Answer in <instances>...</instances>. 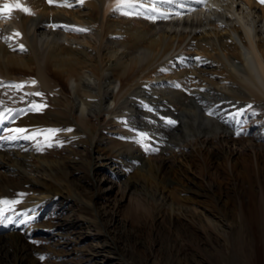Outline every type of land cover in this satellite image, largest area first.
<instances>
[{
  "label": "bare ground",
  "instance_id": "bare-ground-1",
  "mask_svg": "<svg viewBox=\"0 0 264 264\" xmlns=\"http://www.w3.org/2000/svg\"><path fill=\"white\" fill-rule=\"evenodd\" d=\"M134 2L143 5L132 10L139 15L114 11L117 0H0V8L20 3L32 11L29 15L14 9L10 18L0 12V112L12 110L5 112L9 119L0 123V131L10 138L15 134L10 130L20 127L53 129L57 132L49 140L55 143L81 140L101 148L106 139L118 144L104 135L107 126H113L124 142L108 158L121 169L134 170L151 187V194L145 192L143 197L155 202V210L148 215L142 198V204L134 206L143 208L136 219L151 216L143 227L157 222L176 225L185 217L193 220L186 211L189 205L184 204L198 203L199 195L212 200L217 215L228 216L235 207L228 195L236 188V171L246 178L250 199L255 196L254 183L264 195V152L256 150L254 140L236 137L242 108L251 105L247 115L254 118L245 123L253 129L264 118V3L204 0V6L197 7L192 4L196 0ZM152 15L157 18H147ZM11 84L25 86L15 89L8 87ZM37 92L42 96L29 95ZM46 100L53 104L46 107ZM33 101L44 105L41 111L28 110ZM163 140L168 147L161 145ZM244 143L249 150L236 152L235 146ZM3 146L0 168L13 159ZM211 160L221 175L211 173L212 177L223 178L226 184L220 190L202 185L218 183L214 178L210 185L204 177L198 182L190 175L193 166L207 171ZM217 162L227 170L219 172ZM76 166L77 161L68 160L21 161L19 170L0 178V200L19 201L0 204V264H67L72 255L79 263L100 262L103 257L98 252H81L85 236L74 225L52 221L43 229L38 227L51 202L73 194L82 198L88 213L76 217L75 225L105 236V242L112 244L107 252L121 264H136L118 248L109 226L116 222L120 201H110L108 195L115 188L112 178L119 176L107 175L89 163L81 170L92 189L83 194L71 179L80 173ZM130 189L127 180L118 186L121 193ZM164 198L180 208L170 213L161 210L167 202ZM134 224L140 222L133 220ZM42 233L50 238L48 243L34 244ZM124 233L128 236L126 228ZM259 253L262 256L255 263L264 264V253Z\"/></svg>",
  "mask_w": 264,
  "mask_h": 264
},
{
  "label": "rangeland",
  "instance_id": "rangeland-1",
  "mask_svg": "<svg viewBox=\"0 0 264 264\" xmlns=\"http://www.w3.org/2000/svg\"><path fill=\"white\" fill-rule=\"evenodd\" d=\"M43 104L48 107L53 103L51 100H46ZM242 109L243 113L240 115V125L238 126L239 133L236 134V137L239 136L241 140H254L256 150L262 154L264 152V118H262V122H259L258 126L253 129V127L248 125V123L252 122L254 118L253 115H247L248 107ZM258 115L261 116L260 112H258ZM247 119L248 123L246 124L245 122ZM14 123H16V120ZM32 128L34 127L28 130L26 129L27 131L21 134L18 139L4 138V130L0 131V145H4L3 147L7 148L8 152L10 151L13 154V159L9 157V159H7L9 163H6V165L8 166L0 168V178L4 175L12 174L16 169L19 170L18 165L21 161L31 164L44 162L47 164V162L50 163L54 160L77 161L76 167L80 169V173L73 175L71 179L74 185L76 187L78 186V189L85 194L89 192L92 187L91 183L82 176L83 171L81 167L88 166L90 163L96 165L97 169L104 170V173L107 175H110L112 172L115 176H119V178H112L115 180V188L112 189L108 195L110 201H120L119 209L115 213L116 222L109 224L108 221H106V223L109 224L111 234L118 242V248L133 262L135 260L136 264H256L255 261L260 254L259 252L264 253V195L259 185L254 183L256 192L254 198L250 199L247 195V185L244 181L246 178L238 174L239 171H236V178H234L236 179V188L228 195L229 199L234 200L232 204L235 206L233 208L230 206L234 211L229 212L228 216H223V218L217 215L213 210L214 205L212 200L206 195H199L197 196L199 200L198 203L184 204L186 206L189 205L190 210L186 211H188V215L194 217L193 220L181 216L184 220L180 224L175 225L167 222H157L158 225H153L154 227L150 225L143 227L141 224H148L146 221L147 219H151V216L140 217L144 220L136 219V215H143L141 214L143 208L136 209L134 206L137 205V203L142 204L140 199L142 198L146 205L145 208L149 211V213H147L148 215L151 214L150 212L152 210H155V202L149 200V196L146 197V195H144L143 197L145 192L151 194V187H149L148 183H146L143 178L137 175L135 176L134 170V172L129 171L126 166L121 169L117 164L113 163V159L108 158L110 155L115 156L112 152L113 149L118 148L117 145L120 147L124 142L116 137L119 133L115 134L116 130L113 126H107L104 135L106 137L112 136L114 140L116 139L118 144L111 141L109 138V141L107 139L104 140V144L101 145V148L98 143L92 145L90 142L88 143V141L81 143V140L76 141L77 143H62V141L56 140L57 143H55L54 139L45 140V138L40 136L36 137V139L23 138L24 136H30L32 133L37 132L35 128L33 130ZM85 138L87 139V136H85ZM112 142L115 144L111 145ZM49 143H51L50 147L48 146ZM119 143H121V145ZM129 143L131 144V142ZM133 144L135 143L133 142ZM143 144L146 146L148 145L147 143ZM166 144L165 141L161 143V145L168 147V142ZM244 145L235 146V151L245 152L249 150V144L244 143ZM32 146L35 147V151L31 150ZM93 146L99 149L93 150ZM241 159L242 158L239 157V160ZM214 163L215 161L211 160L210 165L207 167V171L204 170L203 172L199 170V167L193 166V171L190 175L192 177L194 175L193 178L198 180V182L204 177V181H208L211 185L214 178L211 173H214L215 177L217 174L220 175L213 167ZM217 170L219 172H224L227 170V166L225 168L222 162H217ZM30 174L31 173H29V175ZM262 174L264 176V173ZM231 177H233V173H231ZM249 177L254 176L250 175ZM216 179L214 178L218 183L212 184V186H209L208 183L202 185H204L206 189L212 187L216 190L226 187L225 182H222L223 178ZM125 180L131 183V189L121 193L118 190V186L123 185V181ZM73 195V197L67 198L59 197L57 200L51 202L50 205L44 209L38 227L43 229L51 224L52 221L74 225L75 230L85 236L84 241L80 245V250H82L81 252H83L84 255L88 252L95 251L99 253L100 258L103 257V259H100V262L95 264H121L117 256L107 252L112 244H110V242H105V236L96 233L95 230H87L85 227H77V225H75L76 217H81L83 214L88 216V213L83 210L85 205L83 204L84 201H81L82 198L80 196L77 197L75 194ZM164 200L167 202L165 208H161V210H167L170 213L180 208L178 203L173 200L168 198H164ZM0 210H2V207ZM204 212L209 213L205 215ZM133 220L140 222V224H138L139 226L137 224L131 225ZM123 227L128 231V236L124 233ZM127 237L131 239H127ZM133 238L136 241H134ZM49 240L50 238L47 234L45 235L42 233L32 242L41 245L48 243ZM135 245L137 249L133 250L132 246ZM66 250L70 252L71 247L68 246ZM131 250L133 251L130 253V256L129 252H131ZM68 252L65 254L66 256L64 255L65 257L68 256ZM67 264H87V262L84 261L79 263L77 258L72 255L68 258Z\"/></svg>",
  "mask_w": 264,
  "mask_h": 264
},
{
  "label": "snow or ice",
  "instance_id": "snow-or-ice-1",
  "mask_svg": "<svg viewBox=\"0 0 264 264\" xmlns=\"http://www.w3.org/2000/svg\"><path fill=\"white\" fill-rule=\"evenodd\" d=\"M81 2H83V0H81ZM166 2L168 3H173L174 0H166ZM197 3H203L204 0H196ZM262 3H264V0H261ZM49 3H52V0H49ZM70 6V5H68ZM139 7H143V5H138L134 2V0H117V4L116 7L114 8V11H120L122 12L124 15H139V11H132V10H136ZM16 9V10H20L26 14L31 15L32 11L29 7H25L23 5H21L20 3H13V4H4L2 6V8H0V12H4L5 13V17L4 18H10V14L11 12ZM127 9V10H126ZM153 13H156L157 9L155 7H153L152 9ZM159 15L164 16V18H167L166 14L164 13H159ZM149 19H153L155 20L157 18L156 15H152L147 17ZM78 31H87V29H76ZM15 35H19V33H15ZM6 39H11L10 37L6 38ZM21 50H23V45L20 46ZM35 81H32V84L35 85ZM25 85L24 84H11L8 85V87H12L15 89H22ZM29 95H36V96H42L41 93H34V94H29ZM44 107L43 104H38L36 102H31L29 105V111H41L42 108ZM249 108H251V105L248 106ZM11 109H5L3 112H0V123H3L5 120L9 119L8 116H5V112H11ZM209 115H213L212 112L208 113ZM169 124H175V121L169 120L167 121ZM10 131H12L13 133H15L14 135H12L10 138L11 139H18L20 138V135L25 133L27 130L26 129H21V128H17V129H11ZM57 130H53V129H49V130H38L37 132L32 133L30 136H24L23 138L25 139H35L38 136H43L45 137V140H49L52 136H54L56 134ZM146 136L144 134L141 135V142H143V139H145ZM48 146H51V143L48 144ZM19 203V201H8V200H0V204L2 205H13Z\"/></svg>",
  "mask_w": 264,
  "mask_h": 264
}]
</instances>
